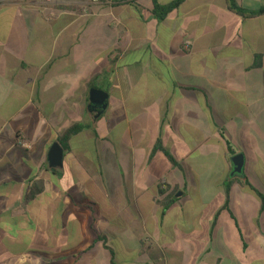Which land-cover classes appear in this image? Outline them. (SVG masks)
<instances>
[{"label": "crops", "instance_id": "crops-1", "mask_svg": "<svg viewBox=\"0 0 264 264\" xmlns=\"http://www.w3.org/2000/svg\"><path fill=\"white\" fill-rule=\"evenodd\" d=\"M172 1L0 0V264H264V14Z\"/></svg>", "mask_w": 264, "mask_h": 264}, {"label": "trees", "instance_id": "trees-1", "mask_svg": "<svg viewBox=\"0 0 264 264\" xmlns=\"http://www.w3.org/2000/svg\"><path fill=\"white\" fill-rule=\"evenodd\" d=\"M184 0H173L170 4L166 5V6H160V5H154V9H153V14L157 17V19L159 20H163L164 17L171 12L172 10L178 8ZM227 5H228V9L243 17V18H251L260 14H264V8L260 9L257 12H245L244 10H242L236 3L235 0H227ZM84 129V125H80V124H76L73 125L72 127H70L69 129H67L61 136L58 137V143L61 146V148L63 150H67L68 149V142L69 140L76 135L77 133H79L81 130ZM158 149L162 150L163 153L165 154V156L168 158V160L171 162L172 165H176V162L174 161V159L172 158L171 155H169L168 153L164 152V150L161 148L160 143H157V147ZM261 199V204L264 207V197L260 196ZM111 264H113L111 262Z\"/></svg>", "mask_w": 264, "mask_h": 264}, {"label": "water", "instance_id": "water-1", "mask_svg": "<svg viewBox=\"0 0 264 264\" xmlns=\"http://www.w3.org/2000/svg\"><path fill=\"white\" fill-rule=\"evenodd\" d=\"M107 99V94L103 93L96 89H91L89 91V102L91 107H100L102 110L106 108L105 100ZM48 161L51 167H61L62 166V158H63V149L58 143H54L49 152H48ZM233 164V174H239L243 165V157L242 155H235L232 158Z\"/></svg>", "mask_w": 264, "mask_h": 264}, {"label": "built area", "instance_id": "built-area-1", "mask_svg": "<svg viewBox=\"0 0 264 264\" xmlns=\"http://www.w3.org/2000/svg\"><path fill=\"white\" fill-rule=\"evenodd\" d=\"M12 1H22V0H12ZM101 0H91L92 3H98L100 2ZM110 1H113V0H110Z\"/></svg>", "mask_w": 264, "mask_h": 264}]
</instances>
